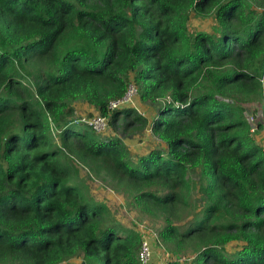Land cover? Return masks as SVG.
<instances>
[{"label": "trees", "instance_id": "obj_1", "mask_svg": "<svg viewBox=\"0 0 264 264\" xmlns=\"http://www.w3.org/2000/svg\"><path fill=\"white\" fill-rule=\"evenodd\" d=\"M132 84L146 116L110 111ZM249 116L264 127V0H0V264H141L149 220L167 264H264Z\"/></svg>", "mask_w": 264, "mask_h": 264}, {"label": "rangeland", "instance_id": "obj_2", "mask_svg": "<svg viewBox=\"0 0 264 264\" xmlns=\"http://www.w3.org/2000/svg\"><path fill=\"white\" fill-rule=\"evenodd\" d=\"M212 22H213L212 20H207L205 22L206 24H201L199 22H196L195 24L198 26L197 28H201L203 30H206V29H209V27H211V25L213 26ZM136 108L140 109L143 114H147V111H146L147 108L142 106V104L139 102V100L136 102ZM80 109H82V111H81L82 115L79 114L80 118L82 119L83 117H87L88 116L87 112L90 111V109H86L83 107H81ZM107 133H105L103 136H105ZM259 133H261V132H259ZM261 139H262V143L264 144L263 137ZM154 140H157V139H154ZM144 145H145V142H142L140 147H144ZM81 174H82V177L85 180V182L90 184L91 191L93 192L94 196L97 199L98 198L105 199L106 201H108L112 205H117L116 206V214H118V216L121 219L126 217L124 220L125 223L130 224L131 222H133L134 219H137L138 215L135 212L127 210L126 208H125L126 210L124 208L122 209L121 206H119V204L123 203V201H120L118 194H116V192L111 190L110 187L105 185L100 180H90L89 178L92 177V175L89 174L87 170H83L81 172ZM149 221L151 222L150 224H152V226H149L148 228H146L144 226V224H139V230L143 233V236L145 235V237L150 239V241L152 243V247H153V250L155 252V255L153 256L152 264H159L161 262L166 263V260H165L166 254L164 252V249L160 246L159 236H158V233L156 231L160 227V225L162 226V221L161 220H159V221L149 220ZM190 261H193V258H191Z\"/></svg>", "mask_w": 264, "mask_h": 264}, {"label": "built area", "instance_id": "obj_3", "mask_svg": "<svg viewBox=\"0 0 264 264\" xmlns=\"http://www.w3.org/2000/svg\"><path fill=\"white\" fill-rule=\"evenodd\" d=\"M139 99V91L136 88L135 85H130L126 95L116 101H113L110 103V111H115L117 109L124 108L126 106L128 107H134L136 108V102ZM143 116L145 114L141 113ZM250 123L252 124V133L256 132H264V127L259 130L258 122L252 117L249 116ZM81 122L85 123L86 125L90 126L95 130L97 133L105 134L107 133L109 129V122L108 119L104 116H101L100 114L95 115L92 118L83 117L81 119ZM155 255V252L152 247V243L150 239L146 238L145 235L143 236V242H142V248L139 255V261L141 264H152L153 262V256ZM159 264H167V263H159Z\"/></svg>", "mask_w": 264, "mask_h": 264}, {"label": "crops", "instance_id": "obj_4", "mask_svg": "<svg viewBox=\"0 0 264 264\" xmlns=\"http://www.w3.org/2000/svg\"><path fill=\"white\" fill-rule=\"evenodd\" d=\"M145 107V106H144ZM147 108V107H146ZM90 109V108H89ZM89 112H94L93 110H91L90 109V111ZM149 113V112H148ZM261 134L263 135L262 137L264 138V132H261ZM139 147H140V145H139Z\"/></svg>", "mask_w": 264, "mask_h": 264}, {"label": "clouds", "instance_id": "obj_5", "mask_svg": "<svg viewBox=\"0 0 264 264\" xmlns=\"http://www.w3.org/2000/svg\"><path fill=\"white\" fill-rule=\"evenodd\" d=\"M139 100V99H138ZM135 109H137L139 112H141L142 113V111L140 110V109H138V108H135ZM97 115V114H96ZM145 116H146V114H145Z\"/></svg>", "mask_w": 264, "mask_h": 264}]
</instances>
